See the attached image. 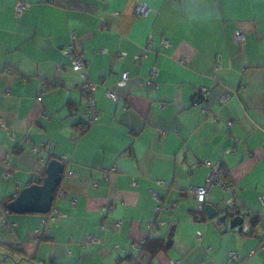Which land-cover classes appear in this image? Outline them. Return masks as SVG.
<instances>
[{
	"label": "crops",
	"instance_id": "crops-1",
	"mask_svg": "<svg viewBox=\"0 0 264 264\" xmlns=\"http://www.w3.org/2000/svg\"><path fill=\"white\" fill-rule=\"evenodd\" d=\"M19 1L30 4L20 17ZM142 3L149 9L137 15ZM69 45L85 52L98 84L100 118L86 130ZM203 87L206 104H196ZM52 158L73 172L59 190L67 195L58 192L46 215L12 212L15 227L0 228V264H264V0H0V213L44 179ZM218 163L236 207L254 220L248 233L196 213L192 188ZM230 198L214 188L207 203ZM57 212L62 219L44 225ZM150 239L159 243L149 259Z\"/></svg>",
	"mask_w": 264,
	"mask_h": 264
},
{
	"label": "built area",
	"instance_id": "built-area-1",
	"mask_svg": "<svg viewBox=\"0 0 264 264\" xmlns=\"http://www.w3.org/2000/svg\"><path fill=\"white\" fill-rule=\"evenodd\" d=\"M53 1V0H50ZM30 7V4L24 3L19 1L16 4V15L20 17L28 8ZM149 7L142 3L139 4L136 7V14L137 15H143L148 11ZM163 44L165 46H169V41L163 40ZM147 49V47L145 48ZM65 53L71 57V67L74 69V71L80 73L83 83L81 85V90L83 93L84 97V102H85V113L87 115V123L89 125L93 124L95 121H97L100 118V111L97 107L96 104V99H95V91L98 87L97 83H94L90 80L87 69L89 66L88 60L86 58V54L82 50H78L74 45H69L65 48ZM143 58V55H138L136 56V61L139 62ZM159 74V68L154 67L151 70L150 77L148 78V84L157 87L158 82H157V76ZM129 80V73H123L122 79L120 81V86H126ZM211 87H203L200 88L196 91L194 100L196 104H201L204 103L206 104L207 98L209 96ZM107 96L111 99H113L116 102H119L120 100V95L116 93L112 89H108L107 91ZM226 96L222 97V102L226 100ZM74 113H77L76 110H74ZM232 126V122L229 123V127ZM209 164V163H208ZM4 166H5V172H4V178L9 179L12 175L13 168H12V161L10 157H6L4 159ZM112 171H115V168L111 169ZM68 176H72L73 172L66 173ZM214 188H220L225 192H229L231 194V198L228 200V204L230 205H236V193L237 189L235 187V184L231 180L230 173L228 170H225L220 163L211 165V170L207 175L205 184L200 186V187H194L192 188V193L194 194L196 200H197V207H196V212L201 215H207L205 212V205L207 203L208 195L209 193L214 189ZM152 194L155 198H158L159 195L156 191H152ZM67 193L65 191L59 192L60 197H66ZM260 202L264 206V195L259 197ZM75 202V200L73 201ZM174 205H172L173 207ZM162 206L158 207V210H161ZM110 210V206H105L102 211L103 218H107L108 211ZM242 214H246L243 209H240ZM12 212L8 208H3L0 213V228L1 229H13L15 227V223L11 221L10 216ZM63 215L60 212H57L54 215H51L49 217V220L44 222V225L47 226L48 222H58L62 219ZM221 229H227L226 224L224 221H221L219 218H214L212 219ZM253 218L251 217H246V221L242 226V231L244 232H249L251 230V227L253 225ZM115 226L120 227L121 223L117 222L115 223ZM104 228L107 230H110L112 228V225L110 222H105L104 221ZM42 231L37 230L36 235H41ZM202 233H199L198 238H202ZM40 237V236H38ZM39 239V238H38ZM88 242L90 243H101V240L94 236L90 235L88 238ZM230 259L234 261H240L242 262V256L238 254L237 252L232 251L230 253ZM31 262V259H30ZM173 264H177V261L174 262Z\"/></svg>",
	"mask_w": 264,
	"mask_h": 264
},
{
	"label": "water",
	"instance_id": "water-1",
	"mask_svg": "<svg viewBox=\"0 0 264 264\" xmlns=\"http://www.w3.org/2000/svg\"><path fill=\"white\" fill-rule=\"evenodd\" d=\"M65 172L66 163L64 161L58 158L50 159L43 181L26 186L15 199L7 204V208L15 214H49L53 209L56 191L62 183ZM205 212L210 219L219 218L224 222L230 219V228H238L240 231L248 217L247 214H242L236 205L228 204V201L222 202L218 207L206 203ZM220 214L224 215L220 216Z\"/></svg>",
	"mask_w": 264,
	"mask_h": 264
},
{
	"label": "trees",
	"instance_id": "trees-1",
	"mask_svg": "<svg viewBox=\"0 0 264 264\" xmlns=\"http://www.w3.org/2000/svg\"><path fill=\"white\" fill-rule=\"evenodd\" d=\"M82 126H83L82 129H83V130H86V129L89 128L90 125L86 122V123L83 124ZM67 169H68V165L66 164V172H65V174H64V176H63L62 182H63V180H64V178H65V176H66ZM42 181H43V180L41 179V180H40L39 182H37V183H41ZM32 182H35V181H32ZM32 184H33V183H32ZM60 188H61V185H60V187L58 188V190L56 191V197H57V194H58ZM8 200L11 201V199H8ZM55 200H56V199H55ZM4 205L7 206L6 202H4ZM196 213H197V212H196ZM197 215H199V217H201V218H206V217H207V216H205V215H201V214H198V213H197ZM158 241H159L158 239H150L145 245H143V247H142V254L150 259L151 256L154 255V254L152 253L153 246H154L155 244L157 245V244L159 243ZM11 250L14 251V250H16V249L11 248ZM153 250H154V249H153ZM15 253H17V252H15ZM134 264H147V263H144V262L140 261L139 259H137V260L134 261Z\"/></svg>",
	"mask_w": 264,
	"mask_h": 264
},
{
	"label": "rangeland",
	"instance_id": "rangeland-1",
	"mask_svg": "<svg viewBox=\"0 0 264 264\" xmlns=\"http://www.w3.org/2000/svg\"><path fill=\"white\" fill-rule=\"evenodd\" d=\"M3 179V178H2Z\"/></svg>",
	"mask_w": 264,
	"mask_h": 264
}]
</instances>
